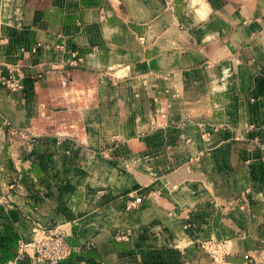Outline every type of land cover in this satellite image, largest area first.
Returning <instances> with one entry per match:
<instances>
[{
  "label": "crops",
  "instance_id": "obj_1",
  "mask_svg": "<svg viewBox=\"0 0 264 264\" xmlns=\"http://www.w3.org/2000/svg\"><path fill=\"white\" fill-rule=\"evenodd\" d=\"M0 195V264H264V0H0Z\"/></svg>",
  "mask_w": 264,
  "mask_h": 264
},
{
  "label": "built area",
  "instance_id": "obj_2",
  "mask_svg": "<svg viewBox=\"0 0 264 264\" xmlns=\"http://www.w3.org/2000/svg\"><path fill=\"white\" fill-rule=\"evenodd\" d=\"M80 59V57L75 55L74 59H72V62L74 64H78L80 62ZM20 71V66L15 65L11 68L10 74L8 75L7 83L10 85L12 90H18L22 87L20 77L16 74ZM200 126L203 128V136H209L211 134L212 129H209L207 127V123L205 121H201ZM219 126L220 125H213V129H218ZM247 190L243 191L237 197V199L241 200L246 195ZM155 192L157 193L158 191ZM143 200L144 195L130 192L129 199L127 200L125 205L126 209L132 210L139 207ZM5 201V197L0 195V202ZM240 206L244 208L245 204L241 203ZM38 228H40V230L39 232H37V236L33 240H19L16 252L11 258L8 259L6 264H18L20 259H22L27 253H32V256L35 260H44L47 261L48 264H57L60 260L71 255L73 246L67 241L62 232H60L56 228L45 229L41 225H39ZM125 237V231H120L116 236L117 239H124ZM211 242V239H206L201 242V245L215 258H223L224 253L222 252L220 247H216V245L215 249H208L205 247V243Z\"/></svg>",
  "mask_w": 264,
  "mask_h": 264
},
{
  "label": "rangeland",
  "instance_id": "obj_3",
  "mask_svg": "<svg viewBox=\"0 0 264 264\" xmlns=\"http://www.w3.org/2000/svg\"><path fill=\"white\" fill-rule=\"evenodd\" d=\"M72 59H74V57L72 58ZM72 59L70 60V63H71V65H74V66H76L77 64H74L73 62H72ZM69 72H70V75H72V70H69ZM9 75V74H8ZM8 75L7 76H5V77H2V81H3V83L4 84H6L9 88H10V90L12 91V89H11V87H10V85L7 83V78H8ZM71 108H72V105H71ZM60 111H62V110H60ZM69 111V110H68ZM66 115L68 114V112H64ZM57 119H59V117H56ZM57 124H58V122H57ZM214 125H220L221 126V124H214ZM49 127H51V128H55V125H54V123H51L50 122V125H49ZM21 131H25V130H23V129H18V131L17 132H14L13 130H12V140L13 141H15V139L16 138H22L23 137V135L21 134ZM53 130H51V132H52ZM20 132V133H19ZM16 133H18L17 135H18V137L16 136ZM10 135V134H9ZM34 137V136H33ZM11 140V141H12ZM249 188V186H246V187H244V189H242L241 190V193H242V191L244 190V191H246L247 189ZM251 191V190H250ZM240 193V194H241ZM249 193V192H248ZM239 194V195H240ZM211 243H205V247L206 248H210V249H215V245H216V247H220V249L222 250V252L224 253V256L226 255V254H228L229 253V246H228V241L226 240V239H222V238H212L211 239ZM262 252H264V251H262ZM262 252H260V254H262Z\"/></svg>",
  "mask_w": 264,
  "mask_h": 264
}]
</instances>
